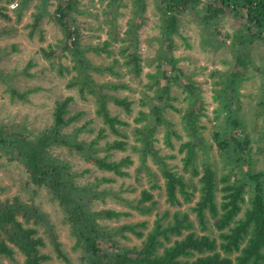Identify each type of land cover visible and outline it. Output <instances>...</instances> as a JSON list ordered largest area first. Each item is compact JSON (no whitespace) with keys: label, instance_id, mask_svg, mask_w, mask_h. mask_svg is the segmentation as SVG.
I'll return each instance as SVG.
<instances>
[{"label":"rangeland","instance_id":"obj_1","mask_svg":"<svg viewBox=\"0 0 264 264\" xmlns=\"http://www.w3.org/2000/svg\"><path fill=\"white\" fill-rule=\"evenodd\" d=\"M59 1L0 0L2 13L7 16L0 15V124L6 127L8 140L15 133H23L32 140L40 138L53 125L56 104L71 97L73 102L69 107V115L81 116L64 129L63 134L74 136L78 143L90 145L100 131L105 130L107 137L95 146L94 149L98 151L94 155L108 157L109 161L131 157L135 163L125 169L128 176H119L99 168L77 150L63 145H52L48 149L56 162L70 167L78 185L93 190V195L86 200L88 210L100 212L109 209L131 214L114 220L97 218L99 225L117 229L124 225L146 222L148 225L143 231L147 233L158 217L169 212L166 224L176 212H180L189 215L193 225L191 231L208 235L212 239L217 238L219 231L210 214L206 217L207 224L204 228L193 211L200 196L199 181L206 164H210L216 171L219 188L225 186L222 183L224 176H230L233 182L236 178L243 177V171L264 172V39L254 38L255 30L248 28L240 10H227L225 14L210 20L207 16L211 7H220L217 0H201L196 10L178 12L176 30L171 32L167 44V39L163 37V13L167 10L162 0H67L72 7L69 12L72 32L68 33L55 20ZM37 15H41V19L38 27L34 28ZM79 42L82 47L92 45L101 48L84 50V55L95 64L104 67L115 65V74L110 71L93 72V77L99 83L114 82L124 85L112 94L132 102L133 111L129 113L113 103L110 104V110L113 116H119L132 127L136 126L134 121L140 111L150 115L153 110L152 100L157 87L149 74L157 73L160 64L163 66L162 84L168 88V98L166 105H160L156 112L162 116L163 121L155 131V146L169 168L185 177L188 191L195 194L193 201L187 202L183 198L181 205H170L158 164L152 159L148 160V165L156 176L153 178L146 168H142L139 155L132 150L131 146L135 144L132 127H120V131L126 134L125 137L113 135L98 116L95 99L91 96L82 98L77 88L69 87L70 79L75 74L72 46ZM105 43L109 46L105 47ZM123 47L127 48V55L137 53L140 56L143 69L140 75L130 70L132 66L125 65ZM103 49H107L109 53ZM44 50L55 51L56 58H46ZM163 53L168 54L169 60L175 61V67L181 71V75L174 73L171 76L172 66L167 59L162 62L160 60ZM116 60L119 62L115 63ZM243 60L249 62L240 69L236 92H233L237 104L232 109H235L241 128L251 141L252 153L248 159L250 166L246 162L238 163L234 154H227L231 157V162H234H226L213 139V134L217 131L226 134L229 140L234 135L235 129L222 111L225 94L221 92L216 100L215 90L225 88L223 75L232 71ZM188 87L194 88L202 101L199 124L204 143L197 148L194 165L186 170V152L181 151V147L191 139L182 122L189 107ZM12 90L26 97L20 98ZM150 120L151 118L147 122ZM79 129L82 130L78 133ZM168 134L171 135L170 138H167ZM115 140L127 142L126 149L109 150L108 144ZM8 144L0 147V202L19 200L30 211L35 210L36 216H25V211H22L18 217L24 225L36 229L43 238L45 246L41 250L51 257L50 264H88L84 260L86 256L77 247L66 208L49 188L38 186L31 180L25 165ZM194 168L200 171V176L193 173ZM153 184L162 188L152 189ZM105 189L110 194L103 197L100 192ZM145 190L154 197L142 206L156 203L149 214L134 208L140 205L141 193ZM249 195L247 193L246 199ZM221 196L222 193L218 191V206L221 204ZM248 206V203L242 204L244 210ZM242 216L243 213L240 217ZM125 235L127 238H123L120 233L114 237L122 247H140L143 242L131 233ZM176 239L178 238H174ZM57 246L65 254V258L59 256ZM105 250L111 252L108 248ZM24 260V255L18 251L13 258L0 257L2 264H25Z\"/></svg>","mask_w":264,"mask_h":264},{"label":"trees","instance_id":"obj_2","mask_svg":"<svg viewBox=\"0 0 264 264\" xmlns=\"http://www.w3.org/2000/svg\"><path fill=\"white\" fill-rule=\"evenodd\" d=\"M121 0H113L119 2ZM141 1V0H139ZM167 12L163 13L164 31L163 37L166 38V44L170 41V34L174 32L177 16L176 14L188 10H196L201 0H162ZM220 7L212 9L207 16L210 20L225 14L227 10H240L248 23V28L253 31L254 38L264 39V0H217ZM72 10L71 4L67 0H60L55 11V20L68 33L72 32L69 23V12ZM0 15L7 17L0 8ZM38 21L41 15L36 16ZM109 44L105 43V47ZM100 47L85 46L81 43H75L72 46L74 50V76L70 79L69 87L77 88L80 96L86 98L91 96L95 99L97 114L102 118L107 130L118 137H125L126 134L120 131V127L128 128L132 125L122 120L119 116H113L110 110V104L123 107L129 113L132 102L126 98L113 95L114 90H118L124 85H118L114 82L99 83L93 77V72L103 73L110 71L115 74L113 68L115 65L104 67L97 65L89 60L85 51L98 50ZM101 49V48H100ZM126 47L122 48V56L126 58L125 65L132 66L131 71H136L137 75L142 72L141 58L137 53L127 55ZM85 50V51H84ZM107 50V49H103ZM44 56L48 59L55 57V51L44 50ZM99 52V51H95ZM106 53H109L106 51ZM56 58V57H55ZM172 66V75L181 71L175 67V61L169 60L168 54L163 53L160 60H166ZM242 60V59H241ZM119 61L116 60L115 63ZM249 60L240 61L232 71L223 75L224 89L215 90V99L218 100L221 92L225 94V102L222 103V111L227 115V121L233 126L234 135L231 140L227 135L217 131L213 134L214 142L217 144L220 154L225 156L226 162H231V157L227 154L235 155L237 162L250 166L248 159L251 158V141L247 133L241 128L237 114L233 107H236L233 92L240 77V69L244 67ZM159 71L155 74H149V77L156 82V95L153 98V110L150 115L140 111L135 119L136 126L132 127V136L135 144L132 150L139 155L142 168H146L149 174L156 178L148 165V160L152 159L159 166V170L164 179V188L167 202L172 205H181L183 198L193 201L195 194L188 191V184L185 177L179 175L165 162L160 156L155 146V131L158 124L162 123L163 118L158 113L159 106L166 105L168 98V88L162 84L164 77L163 66L159 65ZM63 69V68H61ZM177 78V77H176ZM178 79V78H177ZM223 83V82H222ZM220 85V83H217ZM190 88V89H189ZM189 107L183 115L182 122L189 138L188 142L183 143L181 151L186 152L184 158L185 169L189 170L194 165L197 157V148L202 147L204 139L201 137L200 114L203 110L201 100L198 98L194 88L188 87ZM20 98L18 91L12 90ZM146 99V98H145ZM73 98H66L56 104L54 110V121L51 129L42 134L40 138L30 139L23 133H15L7 138L6 127L0 124V147L8 146L18 155L19 160L23 162L28 170L31 180L38 186H46L52 194L59 200L60 204L66 208L67 218L77 239V247L80 248L84 260L88 264H264V172L257 173L251 170L243 171L241 179L236 178L231 181L230 176H224L222 183L225 185L219 188L217 173L210 164H206L200 177V196L193 211L196 212L201 225L206 228V217L210 214L215 220V228L219 231V236L212 239L208 235H200L191 231L193 229L192 221L188 214L176 212L172 220L165 221L170 217L166 212L163 217H158L153 228L145 233L143 229L147 228V223L129 224L117 229L101 226L97 223V218L101 219H120L123 216H130V213H120L116 210H102L100 212H91L87 208L86 200L92 196V189L80 186L76 183L75 175L70 167H66L56 162L50 154L49 148L52 145H63L72 150L82 152L88 159L92 160L99 168L108 172H113L119 176H128L125 169L134 165L131 157L120 161H109L108 157H96L94 155L97 149H94L101 139L107 137L105 130L100 131L95 140L88 143H78L74 136L70 137L63 134V130L69 125L79 120L81 114L70 116L69 107ZM264 104V99H263ZM264 106V105H263ZM238 112V110H237ZM236 114V115H235ZM153 116V117H152ZM151 118L149 122L147 120ZM145 123V124H144ZM141 124H144L140 126ZM82 129H79V133ZM170 138L171 135L168 134ZM170 145L171 142H169ZM128 145L125 141L115 140L108 144L109 150H125ZM234 160L231 162L233 163ZM193 173L200 176V171L194 168ZM162 188L158 184H153L152 189ZM249 189V191H247ZM218 191L222 193L221 204H216ZM249 198L246 199V195ZM110 194L108 189L100 192L101 196ZM99 198L98 195H94ZM154 195L149 191L141 193L140 205L134 207L144 214L153 211L155 202L150 206H142L143 203L150 202ZM248 203L249 206L244 210L242 204ZM25 211V216H36L35 210L30 211L27 206L21 204L19 200L14 202H0V257L8 256L13 258L16 251L24 255L25 264H50L51 257L42 253L45 246L44 240L38 235V231L28 227L19 220V215ZM241 213L243 216L240 217ZM28 217V219H29ZM185 231H189L185 233ZM120 233L123 238H127L125 233H131L143 242L140 247L125 248L114 239ZM174 238H178L174 240ZM220 241V242H219ZM108 248L111 252L106 251ZM16 250V251H15ZM60 257L65 258L60 248L57 246ZM162 250V251H161ZM0 264L1 261H0Z\"/></svg>","mask_w":264,"mask_h":264}]
</instances>
